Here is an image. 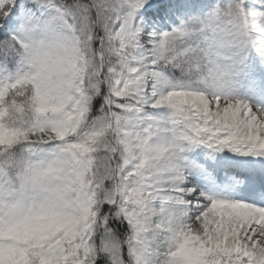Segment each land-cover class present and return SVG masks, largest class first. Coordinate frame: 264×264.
<instances>
[{
  "label": "snow or ice",
  "instance_id": "snow-or-ice-1",
  "mask_svg": "<svg viewBox=\"0 0 264 264\" xmlns=\"http://www.w3.org/2000/svg\"><path fill=\"white\" fill-rule=\"evenodd\" d=\"M0 264H264V0H0Z\"/></svg>",
  "mask_w": 264,
  "mask_h": 264
}]
</instances>
